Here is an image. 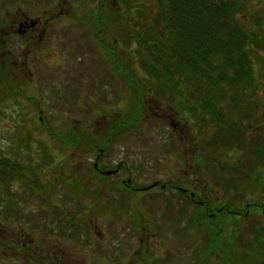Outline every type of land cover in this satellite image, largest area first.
I'll return each mask as SVG.
<instances>
[{
  "label": "rangeland",
  "instance_id": "374dc122",
  "mask_svg": "<svg viewBox=\"0 0 264 264\" xmlns=\"http://www.w3.org/2000/svg\"><path fill=\"white\" fill-rule=\"evenodd\" d=\"M55 1L60 5L54 7L55 17L62 13L67 18L58 19L52 44L44 46L50 54L30 53L24 79L0 72V79L17 81L22 89L14 96V90L0 83V98L6 95L4 102H9L8 107L0 104V244L5 238L11 248L26 249L5 251L0 246V264H31L28 249H40L41 256L51 250L56 264H264V252L252 245L255 235L264 233V184L260 187L253 178L256 165L264 170V155L249 164L246 151L239 150L245 138L264 144V49H257L254 87L236 99L247 109L241 117L246 128L224 129L223 143L218 141L216 148L221 124L197 127L195 121V108L206 112L202 99L207 98L189 86L164 94L155 89L157 81L148 76L141 59L136 60L134 44L128 43L136 17L123 14L118 0H109L104 21L96 15L102 0ZM157 1L133 4L150 14ZM46 2L36 0L35 9L31 1L28 6L42 11L54 4ZM239 2L247 7L239 21L259 32L251 16L264 17V0ZM104 36L107 43L100 39ZM111 52L120 64L131 63L136 87L114 70ZM174 91L176 101L190 113L174 108ZM139 100L144 114L139 126L120 134L104 154L72 149L60 137L74 132L105 136L118 121L134 115ZM216 106L223 111L228 105ZM96 161L112 170L122 164L123 171L100 184L93 168ZM129 178L136 187L158 183L167 188L131 194L105 186ZM177 184L210 205L202 224H195L202 218L199 205L187 195L172 193ZM78 185L84 189L81 194L74 189ZM99 190L96 199L93 194ZM230 202L238 208L248 203L262 207L237 224L214 217L212 207ZM220 231L237 235L229 259ZM216 244L223 246L200 260ZM41 256L39 263L44 261Z\"/></svg>",
  "mask_w": 264,
  "mask_h": 264
},
{
  "label": "trees",
  "instance_id": "16d2710c",
  "mask_svg": "<svg viewBox=\"0 0 264 264\" xmlns=\"http://www.w3.org/2000/svg\"><path fill=\"white\" fill-rule=\"evenodd\" d=\"M133 2L134 0H118L123 14L136 17L134 33H130L128 43L134 44L136 60L141 59L148 76L154 77L157 81V83H153L155 89L162 94L171 88L177 90L181 85L198 89L199 97L205 96L207 98L206 100L202 99L206 112L195 108V121L197 127L212 122L221 124L220 130L214 138L213 146L216 148L217 142L222 141L224 129L233 126L241 128V130L245 129L241 117H243L242 113H246L244 111L246 107L242 102L238 103L236 99L244 96L245 93H250L257 81L255 57H259L258 48L264 49V29L260 32V26L264 24V17L251 16L253 23L259 29L258 32V30H252L239 21V18H245L247 11V7L239 0H158L156 11L153 10L150 14H147L144 6L135 5ZM108 5H110L109 0L101 1L96 12L99 17L98 20L104 21V10ZM100 39L102 43H107L106 36L100 37ZM110 55L113 58L112 67L118 75L122 72L131 86L136 87L137 83L133 79L131 63L120 64L116 54L111 52ZM262 66L264 68V62ZM180 80L184 83L179 84L178 81ZM176 92H173L174 96H172L173 93H169L172 96L171 103H174V108L181 111L182 114L190 113L189 109L180 106L176 101ZM185 92L184 90V95ZM140 96L143 95L140 94ZM141 101L139 100V106L132 117L118 121L112 132L109 131L105 136L99 137L97 135L96 137L93 134L74 132L72 135L61 134L60 137L72 149H84L93 154H104L114 145L120 134L127 130H134L139 126L138 124L144 117ZM186 103L190 105V102L187 101ZM218 103H227L228 106L220 111L221 109L216 106ZM110 132L111 134H109ZM263 135L261 133V137L264 138ZM241 144L244 145L243 148L239 146V150L244 149L246 151L249 164L260 162L259 155H264V144L258 146L256 141L249 142L247 138L241 141ZM101 168L108 170L105 166ZM94 172L99 175L95 170ZM1 174H3V169H0V176ZM254 175L253 178H256L259 186H263L264 177L262 175H264V170L259 164L258 167L257 165L255 167ZM74 189L80 194L84 192L83 187L79 185ZM195 203L203 210L200 213L201 221L195 219V224H202V221L208 217L211 208L197 193L195 194ZM239 207L231 202L225 203L221 207H212L216 209L215 214H212L214 217L217 215L221 219L226 218L228 222L237 224L240 217L242 220L243 218L246 219L252 210L260 211L262 206L258 203H248ZM262 210L264 214V208ZM239 228H234L233 231L237 233ZM234 232L230 237L227 233L225 234V231L218 233V236H222V240L226 241V246L229 247L225 252L228 259L230 258L229 255H233L232 252L235 253L232 246L238 240H236L237 235ZM217 240L216 237L211 243H215ZM217 244L213 248L208 247L204 257L200 260L209 258V254L217 251L219 246H223ZM252 245L253 247L254 245L260 247L264 252V233L260 231L256 234Z\"/></svg>",
  "mask_w": 264,
  "mask_h": 264
},
{
  "label": "flooded vegetation",
  "instance_id": "af4514ba",
  "mask_svg": "<svg viewBox=\"0 0 264 264\" xmlns=\"http://www.w3.org/2000/svg\"><path fill=\"white\" fill-rule=\"evenodd\" d=\"M33 4V8L35 9V5H37L36 0H30ZM29 0H0V72H10L12 75H15L18 80L20 75H22V79L25 78L24 70L27 58L30 53H34L37 56L41 51L47 52L44 48L45 45L50 47L53 40V34L55 33V28L59 26V21L62 17V13L55 17L54 14V7L60 6L56 4L54 0H47L46 4L49 2H54V4L50 5L49 9L40 10H33L30 9L28 5L30 4ZM39 2V0H37ZM45 2V1H44ZM38 6V5H37ZM8 7H12V9H8ZM62 18H67V15L64 14ZM50 54V52H47ZM24 58V60H23ZM23 60V61H22ZM0 83L4 86L7 90L8 87L15 91L17 95L22 92L20 88L21 84L17 81L12 82V79H7L5 77L0 79ZM6 96V95H5ZM3 96L0 98L1 107H8L9 102L6 101V97ZM20 97L13 98L10 102L11 104L19 100ZM34 105V104H33ZM37 110V106L35 107ZM175 129V128H174ZM23 141V140H21ZM58 141H60L58 139ZM15 161V160H13ZM16 162V161H15ZM103 165L96 161L94 163V170L99 173L97 176L99 179V183L103 184L108 179L113 177H117L118 174L123 171V165L119 164L115 170L108 169L103 170L101 167ZM109 171H117L115 174L112 175H105L104 173ZM92 181V180H91ZM130 181V182H129ZM93 182V181H92ZM110 189H124L126 193H147L153 188L149 190H144L148 186L136 187L133 185L132 179L129 178L128 180H123L121 184L119 183H112L105 185ZM161 187V189H166L167 185L156 184L154 189L157 187ZM176 189L172 192L173 194L179 195H187L192 201H195V193L191 192L188 189L181 188L177 185L174 186ZM102 190L95 191L93 194L94 198H99L100 193ZM110 192V190H109ZM2 210L0 211V213ZM5 229H7L5 227ZM17 237V236H15ZM14 240V239H11ZM10 240V241H11ZM19 241V238L18 240ZM3 245L0 244L1 248L5 251L13 249L14 252L25 251L26 249L20 246H16L11 248L6 239L3 238L1 241ZM9 249H8V246ZM16 245H19L17 243ZM29 252H32V256L30 257L31 264H56L55 259H52L51 250L47 249V256H41L40 249L32 250L28 249ZM8 255V254H7ZM39 256L43 257L42 263H39ZM14 257V255H12ZM33 258V259H32ZM16 259V257L14 258ZM6 262V258H4ZM15 261L19 262L18 259ZM6 264V263H4ZM29 264V261H28Z\"/></svg>",
  "mask_w": 264,
  "mask_h": 264
},
{
  "label": "water",
  "instance_id": "95a60500",
  "mask_svg": "<svg viewBox=\"0 0 264 264\" xmlns=\"http://www.w3.org/2000/svg\"><path fill=\"white\" fill-rule=\"evenodd\" d=\"M117 171H109V172H106V173H104L105 175H112V174H115ZM130 182V181H129ZM155 185H153V186H151V187H148V188H146V189H144V190H149V189H151L152 187H154Z\"/></svg>",
  "mask_w": 264,
  "mask_h": 264
}]
</instances>
